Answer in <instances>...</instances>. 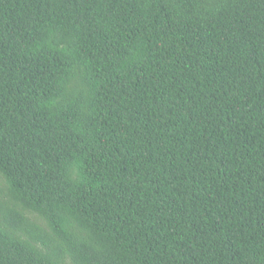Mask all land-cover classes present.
I'll use <instances>...</instances> for the list:
<instances>
[{"label": "trees", "instance_id": "obj_1", "mask_svg": "<svg viewBox=\"0 0 264 264\" xmlns=\"http://www.w3.org/2000/svg\"><path fill=\"white\" fill-rule=\"evenodd\" d=\"M0 264H264V0H0Z\"/></svg>", "mask_w": 264, "mask_h": 264}]
</instances>
